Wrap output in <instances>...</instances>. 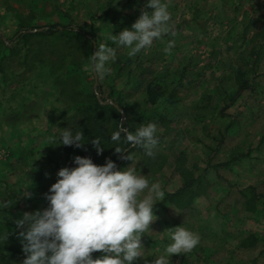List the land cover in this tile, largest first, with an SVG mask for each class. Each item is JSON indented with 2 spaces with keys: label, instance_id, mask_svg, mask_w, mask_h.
Wrapping results in <instances>:
<instances>
[{
  "label": "rangeland",
  "instance_id": "rangeland-1",
  "mask_svg": "<svg viewBox=\"0 0 264 264\" xmlns=\"http://www.w3.org/2000/svg\"><path fill=\"white\" fill-rule=\"evenodd\" d=\"M163 2L175 36L135 57L117 48L111 73L100 80L90 71L93 53L83 41L31 38L25 53L16 39L20 27L79 26L95 35V51L102 43L115 48L110 35L150 12L146 0H0V40L21 49L0 67V203L8 205L0 210V225L16 226L23 213L44 209L45 194L67 164L63 145L50 138L76 124V92L100 87L98 98L124 105L130 130L154 123L161 138L151 156L132 153L118 170L133 166L166 193L183 182L175 169L182 153L194 175L236 159L209 171L211 186L190 208L154 209L156 219L141 238L143 257L134 264H153L171 242L167 230L179 226L197 233L200 243L171 256L170 264H264V0ZM170 39L175 46L165 54ZM241 79L251 89L235 97ZM148 90L156 95L153 104ZM249 186L262 196L254 213L240 196ZM0 234H7L4 242L12 238ZM251 235L256 246L241 248Z\"/></svg>",
  "mask_w": 264,
  "mask_h": 264
},
{
  "label": "clouds",
  "instance_id": "clouds-1",
  "mask_svg": "<svg viewBox=\"0 0 264 264\" xmlns=\"http://www.w3.org/2000/svg\"><path fill=\"white\" fill-rule=\"evenodd\" d=\"M144 7L151 11H141L130 28L110 35L115 48L102 43L90 56V71L95 78L103 80L111 73L117 48L127 49V55L135 57L165 35L175 36L170 30L168 4L146 0ZM174 46L175 40L170 39L164 53L169 54ZM156 133L154 123L140 125L134 131L121 124L110 140L119 144L123 137L125 143L142 148L151 156L159 143ZM50 142L82 148L88 141L78 127H69L62 129L58 137L50 138ZM92 144L98 154L103 151L100 137ZM114 149L116 154L126 150ZM120 158L132 160L129 154ZM73 164L75 167L57 172V181L44 197L47 208L25 212L15 221L21 229L18 239L25 255L22 264H134L143 257L141 238L156 219L154 205L164 197L160 184L150 183L133 166L118 170L111 159L99 166L90 158L76 156ZM7 207L0 203V210ZM167 233L171 242L153 264H170L171 256L189 253L200 243L199 235L183 226ZM6 239L7 234H0V243ZM95 252L103 255L94 259L91 254Z\"/></svg>",
  "mask_w": 264,
  "mask_h": 264
},
{
  "label": "trees",
  "instance_id": "trees-1",
  "mask_svg": "<svg viewBox=\"0 0 264 264\" xmlns=\"http://www.w3.org/2000/svg\"><path fill=\"white\" fill-rule=\"evenodd\" d=\"M115 19V18H114ZM114 22H118L114 20ZM23 27H20V32L16 34L17 42H22V48L25 53L29 52L28 43L31 38L34 39H47L50 37L64 38L67 41H83L88 47L91 53L95 52L93 49L96 46L95 35L93 33L86 32L83 28L79 26L72 25H61V24H48L42 27L35 28H25L22 31ZM27 46V47H26ZM21 49H17L16 45L10 46L7 43L0 40V67L4 62V59L9 58L10 55L19 56ZM21 65L26 64L25 54L22 56ZM0 69V73H1ZM248 82L244 79L239 80L238 90L235 97L239 96L242 92L250 90ZM148 93V102L153 104L155 102L156 95L153 94L150 90ZM100 94V87L92 89L89 92L83 91L80 89L76 92V95H79L81 99L75 100V112L77 115V122L73 125V128L78 127L83 135L85 136L84 146L82 148H75L72 146H63L61 152L66 157V167L73 168V158L80 156L82 158H90L94 164L102 166L105 164L106 159H111L118 166L120 163L126 161L121 159V155H130L132 153L143 154L145 151L139 147H132L124 142V138L121 137V142L119 144L112 142L110 136L114 131H117L119 125L127 127V121L122 120L121 112H125V107L122 103L112 101L111 103H106L104 99L98 98ZM129 129V128H128ZM129 131H132L129 129ZM123 136V134H122ZM100 137L101 146L103 151L99 154L97 153L96 148L92 144V140ZM159 143H161V138L158 137ZM115 147H120L126 149L121 154L115 153ZM236 160V159H235ZM231 159L228 162L218 163L210 167V170H202L200 173L194 175L193 171H187L184 167L186 158L184 154H180L176 159L175 168L178 172L183 173V182L182 184L171 192L164 193V197L160 200L155 206L154 209L170 206L177 210H185L191 207L193 201L196 198L204 196L211 186V183L208 178L209 171L216 172L219 168H228L233 161ZM240 196L242 203L246 212L254 213L258 210L259 202L262 198L259 195L254 187H247L240 191ZM48 202L46 201L44 209L47 208ZM43 209V210H44ZM0 231H8L12 235L11 240L4 242V248L0 249V264H15L18 261H23L25 255L22 252V245L20 240L16 241V231H21L16 226L9 225H0ZM258 242V238L251 235L248 239L240 244L241 248H252L255 247ZM98 252L92 253V257L95 256Z\"/></svg>",
  "mask_w": 264,
  "mask_h": 264
},
{
  "label": "crops",
  "instance_id": "crops-1",
  "mask_svg": "<svg viewBox=\"0 0 264 264\" xmlns=\"http://www.w3.org/2000/svg\"><path fill=\"white\" fill-rule=\"evenodd\" d=\"M249 213V212H248Z\"/></svg>",
  "mask_w": 264,
  "mask_h": 264
},
{
  "label": "water",
  "instance_id": "water-1",
  "mask_svg": "<svg viewBox=\"0 0 264 264\" xmlns=\"http://www.w3.org/2000/svg\"><path fill=\"white\" fill-rule=\"evenodd\" d=\"M95 47V46H94Z\"/></svg>",
  "mask_w": 264,
  "mask_h": 264
}]
</instances>
